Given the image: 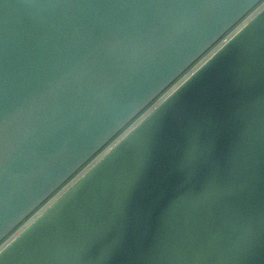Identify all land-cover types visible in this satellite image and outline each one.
<instances>
[{
  "label": "water",
  "instance_id": "water-1",
  "mask_svg": "<svg viewBox=\"0 0 264 264\" xmlns=\"http://www.w3.org/2000/svg\"><path fill=\"white\" fill-rule=\"evenodd\" d=\"M259 1L0 0V241ZM0 264H264V9Z\"/></svg>",
  "mask_w": 264,
  "mask_h": 264
},
{
  "label": "built area",
  "instance_id": "built-area-1",
  "mask_svg": "<svg viewBox=\"0 0 264 264\" xmlns=\"http://www.w3.org/2000/svg\"><path fill=\"white\" fill-rule=\"evenodd\" d=\"M262 9L264 0H260L231 28H229L218 40H216L205 52H203L190 66L177 76L164 90H162L135 118L123 127L111 140L99 149L88 161H86L74 174H72L59 188L47 197L35 208L20 224L9 232L0 241V251L28 227L45 209L80 179L94 164L104 157L122 138H124L138 123L150 114L158 105L180 87L196 70L208 61L220 48H222L234 35H236L249 21H251Z\"/></svg>",
  "mask_w": 264,
  "mask_h": 264
}]
</instances>
